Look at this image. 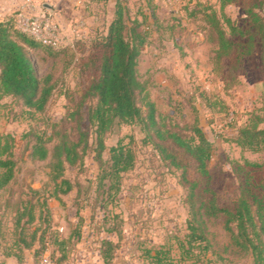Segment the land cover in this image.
I'll return each instance as SVG.
<instances>
[{
	"label": "rangeland",
	"instance_id": "374dc122",
	"mask_svg": "<svg viewBox=\"0 0 264 264\" xmlns=\"http://www.w3.org/2000/svg\"><path fill=\"white\" fill-rule=\"evenodd\" d=\"M122 1L129 11V26L137 22L146 38L138 78L155 104L158 125L163 132L189 139L198 124L214 149L209 163L211 182L207 184L193 159L172 140L161 143L178 166L165 159L152 140L146 142L139 127L122 125L105 141L106 158L119 142L135 152V166L123 174L120 192L103 200L97 184L99 164L88 150L82 168L66 169L65 178L73 190L59 199L53 197L48 161H33L31 149L38 136L47 140L60 133L78 140L80 122L82 131H90L89 143L93 144L87 116L81 120L73 114L96 76L93 61L102 52L97 43L114 18L115 0H22L10 14L49 19L59 30L60 47L66 49L56 57L42 50L30 53L35 60L37 54L46 59H39L40 76L55 62L58 85L44 113L33 114L12 98L0 100V133L13 137L15 162L13 179L0 189V264H43L46 257L54 263L60 260L57 264H105L96 246L105 238L118 243L111 264H149L146 251L161 246L179 260L180 242L187 233L191 183L197 185V205L208 204L215 197L219 207L233 209L248 179L253 192L264 198V151H244L235 142L250 113L264 109L261 40L257 38L255 52L237 64V50L247 39L234 38L238 48L224 61L223 72L216 74L211 61L216 45L210 40L205 15L211 8L222 16L218 0ZM253 5L255 0H236L225 14L247 30L251 23L246 11ZM29 207H33L36 221L27 227L26 241L35 228L41 229L38 237L47 229L44 243L36 242L33 249H25L19 241L20 229L15 228L17 212ZM225 219L223 215L204 216L210 250L195 260L184 259L182 264H251L232 244ZM109 228L120 231L122 238L108 234Z\"/></svg>",
	"mask_w": 264,
	"mask_h": 264
},
{
	"label": "trees",
	"instance_id": "16d2710c",
	"mask_svg": "<svg viewBox=\"0 0 264 264\" xmlns=\"http://www.w3.org/2000/svg\"><path fill=\"white\" fill-rule=\"evenodd\" d=\"M218 1L222 16H218L211 8H208L210 11L205 15L210 40L216 45L211 58L213 72L216 74L223 72L224 61L238 48V44L234 41L236 37L247 39V43L237 50V64L255 52L257 38L262 43L261 57L264 64V0H255V5L246 11L251 23V27L247 30L239 28L225 14V9L236 0ZM114 6V18L106 35L97 43L102 52L101 56L93 61L97 70L96 76L83 93L77 105L78 110L73 114L80 116L81 120L84 114L87 116L93 144L89 143L90 131H82L80 122L78 140H71L68 135H60V133L56 136L51 135L47 140L44 136H38L31 149V159L48 161L50 169L48 175L54 184L52 196L59 199L60 195H66L74 188L65 178L67 167L82 168L85 156L88 150H91L94 161L99 164L98 189L102 192L103 200L105 198L108 200L120 192L123 174L134 168L135 152L131 147L119 142L117 146L109 149L106 158L105 141L108 134L122 125H132L139 127L146 134V142L149 140L154 142L165 159H171L172 164L178 166L177 159L171 156L161 143L172 140L193 159L198 171L209 185L212 178L209 163L214 153L212 144L198 124L193 128L194 137L189 139L160 129L155 116V104L150 101L145 84L138 78V60L146 44V38L139 31L137 22L129 26V11L126 3L115 0ZM16 15L17 13H12L0 20V100L12 98L33 114L44 113L58 85L55 62H52L40 76L38 66L41 60L39 59H42V62H46V59L37 54L38 60H35L30 53L42 50L49 56L56 57L66 47L44 45L22 33L17 28ZM263 125L264 109L250 113L247 122L238 129L236 144L242 150L251 153L264 151ZM12 142H14L13 137L0 133V189L6 187L14 177ZM52 142L54 143L50 147L49 144ZM196 187V183H191L188 189L187 233L180 242L182 257L176 260L170 249L161 246L146 251L149 264H182L184 259L195 260L206 254L210 250V242L206 233L205 215L225 216V229L232 244L249 258L251 264H264V198L253 192L250 179L242 189L233 209L219 207L215 197L208 204L197 205L194 201ZM16 216L15 228L20 229L19 241L24 243L25 249H33L36 242L43 244L47 229L38 237L41 229L35 228L29 237L30 241L27 242L25 239L27 227L32 226L36 221L33 207L23 212L18 211ZM26 217L27 221L23 222ZM107 233L118 234L119 239L122 238L121 232L115 228H109ZM76 236L80 238L81 233L78 232ZM64 243L65 241L60 244L64 246ZM96 246L103 263L111 264L115 259L118 243L112 238H105ZM42 251H37V254L42 255Z\"/></svg>",
	"mask_w": 264,
	"mask_h": 264
},
{
	"label": "built area",
	"instance_id": "2783aa9c",
	"mask_svg": "<svg viewBox=\"0 0 264 264\" xmlns=\"http://www.w3.org/2000/svg\"><path fill=\"white\" fill-rule=\"evenodd\" d=\"M16 22L19 24L18 28L22 33L34 38L38 42L51 47H59L62 44L59 38L58 28L51 23L47 18L38 19L36 17H25L21 12L16 15ZM43 264H56L49 258H44Z\"/></svg>",
	"mask_w": 264,
	"mask_h": 264
},
{
	"label": "crops",
	"instance_id": "0c3cea01",
	"mask_svg": "<svg viewBox=\"0 0 264 264\" xmlns=\"http://www.w3.org/2000/svg\"><path fill=\"white\" fill-rule=\"evenodd\" d=\"M22 5V0H0V18L9 15ZM2 20V19H0Z\"/></svg>",
	"mask_w": 264,
	"mask_h": 264
}]
</instances>
